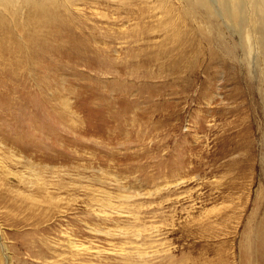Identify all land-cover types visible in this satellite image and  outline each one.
<instances>
[{
    "label": "rangeland",
    "instance_id": "rangeland-1",
    "mask_svg": "<svg viewBox=\"0 0 264 264\" xmlns=\"http://www.w3.org/2000/svg\"><path fill=\"white\" fill-rule=\"evenodd\" d=\"M258 3L0 0V264H264Z\"/></svg>",
    "mask_w": 264,
    "mask_h": 264
},
{
    "label": "bare ground",
    "instance_id": "bare-ground-1",
    "mask_svg": "<svg viewBox=\"0 0 264 264\" xmlns=\"http://www.w3.org/2000/svg\"><path fill=\"white\" fill-rule=\"evenodd\" d=\"M26 1H32V2L35 1V2H36L37 0H26ZM38 1H45V2H47L48 0H38ZM257 5H258L259 9H261V10L263 11V13H264V4H262V3H258ZM259 12H260V11H259ZM263 13H262V14H263ZM259 41H260V40H259ZM260 44L262 45L263 42L261 41Z\"/></svg>",
    "mask_w": 264,
    "mask_h": 264
}]
</instances>
